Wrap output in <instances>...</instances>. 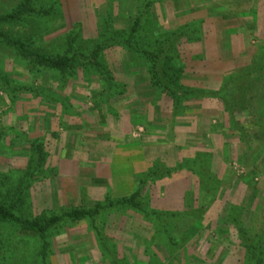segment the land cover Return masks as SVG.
<instances>
[{"label": "rangeland", "instance_id": "374dc122", "mask_svg": "<svg viewBox=\"0 0 264 264\" xmlns=\"http://www.w3.org/2000/svg\"><path fill=\"white\" fill-rule=\"evenodd\" d=\"M20 1L0 0V15ZM38 1L53 5L55 14L0 24V31L50 55L64 51L67 34L75 31L79 52L88 56L110 37H102L108 18L115 37L125 41L147 0ZM149 1L133 43L154 47L168 32L193 24L191 41L180 45L188 61L183 83L215 91L216 99L192 100L174 116L172 100L151 86L146 63L123 45L102 56L128 86L110 97L90 68L65 78L51 70L31 73L12 48L0 45V174L12 175L5 183L0 176V190H14L0 199L16 201L18 179L37 143L43 145L45 178L26 188L17 208L25 218L79 207L83 195L89 206L108 196L128 197L137 175L159 159L178 171L145 187L144 213L106 211L98 218L102 236L90 220L65 221L49 232L48 264H254L240 238L264 254V111L258 105L264 76L243 103L238 97L247 71L264 65V0ZM8 80L51 94H18L13 101ZM39 254V240L0 226V264H41Z\"/></svg>", "mask_w": 264, "mask_h": 264}, {"label": "trees", "instance_id": "16d2710c", "mask_svg": "<svg viewBox=\"0 0 264 264\" xmlns=\"http://www.w3.org/2000/svg\"><path fill=\"white\" fill-rule=\"evenodd\" d=\"M142 3L139 14L129 27L125 41L115 37L117 31L114 30L113 24L110 18H108L105 21L103 30L104 34H102V37L107 35H110V37L97 44L88 56L79 52L77 48L78 35L75 31L67 34L65 50L54 55L46 54L37 49H32L33 42L15 38L3 31H0V45L12 48L18 59L28 67L31 73L35 70H51L59 73L65 78L66 75L74 76L75 71L79 67L90 68L95 71L101 79L100 85L103 95L109 97L116 94H125L128 86L126 83L115 77L103 62L102 56L107 49L123 45L130 50V52L140 58V60L146 63L151 86L159 92L158 97L163 95L172 100V113L174 116L182 114L188 103L192 100L203 98L216 99L217 93L215 91L199 87H191L183 83V76L186 72L188 61L184 58L180 45L184 39H186V41H191L190 38H188V35L193 31V24H186L177 30L168 32L162 37V39L156 41L154 47L151 45L139 46L133 43V38L141 31L152 5L149 0L143 1ZM54 14L55 7L53 5L41 6L38 0H21L11 12L5 15H0V24L19 23L24 21L26 17L44 20ZM238 15L244 16L247 15V13L242 12ZM193 58L194 57H192L191 60ZM254 70L258 72L261 71V73H257L256 76H251ZM263 76L264 65L259 63L255 66V64H253L251 70L247 71V74L243 79L244 86L240 97H238V102L240 104L244 102L246 96L250 93L255 81ZM6 85L10 92V98L13 101L17 100L18 94L31 93L35 97L51 94L50 91H36L29 88L20 89L15 86L14 81L10 80L6 81ZM56 99L61 102L64 101L61 97L56 96ZM106 99H108V97ZM262 100L263 103L259 102L258 105L259 109L264 111V98H261L260 101ZM224 101L229 105L228 101ZM226 110L229 111L228 108H226ZM260 117V124L263 123L264 127V114ZM44 162L45 157L43 154L42 143L34 144L27 171L18 179V188H16L14 194L16 201L12 202V204H7L1 201L6 193H14L11 186H4V189H6L5 191L0 190V193L3 194V197L0 199V226L2 224L11 225L22 237L36 238L39 240V257L41 259V264H48L47 258L50 248L48 235L50 231H53L65 221L79 222L90 220L96 226L98 234L102 236V222H99L98 218L102 217L106 211L111 209H131L144 213L145 205L143 204V198L145 196V187L150 182L168 178L178 171L170 169L164 162L157 159L150 168L137 175V188L128 197L113 200L111 196H108L105 202H97L92 204V206H89L85 195H83L84 202L79 207L65 208L61 213H51L44 218H25L17 212L18 205L22 202L23 197L25 196L26 188L31 186L33 182L45 178V174L42 172ZM0 176L4 183L6 180H11L12 178L11 173L0 174ZM1 188L3 189V186H0V189ZM197 228L199 229L200 225L197 226ZM240 239H242V246L247 251L248 257L254 261V264H264V254L256 251L255 246L247 237L245 238L243 236Z\"/></svg>", "mask_w": 264, "mask_h": 264}]
</instances>
